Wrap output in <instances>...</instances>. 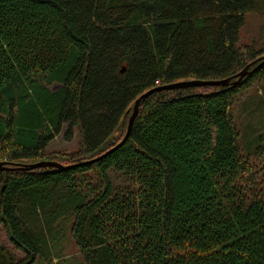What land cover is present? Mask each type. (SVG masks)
<instances>
[{
  "label": "trees",
  "instance_id": "16d2710c",
  "mask_svg": "<svg viewBox=\"0 0 264 264\" xmlns=\"http://www.w3.org/2000/svg\"><path fill=\"white\" fill-rule=\"evenodd\" d=\"M254 8L0 0V228L23 256L0 246V264H61L64 237L79 264H264V150L258 167L242 156L232 116L235 96L264 81L259 61L236 85L152 93L126 141L81 165L123 140L143 94L262 58L238 46ZM63 125L79 149L47 153ZM41 162L70 168L24 170Z\"/></svg>",
  "mask_w": 264,
  "mask_h": 264
},
{
  "label": "rangeland",
  "instance_id": "374dc122",
  "mask_svg": "<svg viewBox=\"0 0 264 264\" xmlns=\"http://www.w3.org/2000/svg\"><path fill=\"white\" fill-rule=\"evenodd\" d=\"M249 45H254L257 51L264 49V4L262 0H255L254 10L244 15V24L239 31L238 46L246 47ZM248 72H250V69ZM232 116L238 128V145L242 156L248 158L251 165L258 167L263 162L257 156L258 152L264 150V81L253 84L235 96ZM66 129V125H63L60 133L49 143L46 149L47 153H74L79 149V135L75 133L71 140H66L64 137ZM111 173L112 171L108 172L110 179ZM112 176L114 184L112 179L111 182L115 187L123 186L120 176L114 174ZM63 245H67V248L64 254L63 252L61 254L63 260L61 264H79V256L72 242L66 241L64 237L58 244V250ZM0 246H4L9 252H13L17 258H23L22 254L8 243L1 228ZM54 258L56 256L53 257V262L56 261ZM35 264H44V262H36Z\"/></svg>",
  "mask_w": 264,
  "mask_h": 264
},
{
  "label": "water",
  "instance_id": "95a60500",
  "mask_svg": "<svg viewBox=\"0 0 264 264\" xmlns=\"http://www.w3.org/2000/svg\"><path fill=\"white\" fill-rule=\"evenodd\" d=\"M260 62L257 67L261 66L264 64V57L258 59L257 61L247 65L240 73H238L237 75H235L233 78H229L227 80H220V81H210V82H182V83H177V84H173L170 86H165L159 89H154L152 91H149L145 94H143L142 96H140L135 102H134V106H133V110H132V114L128 119V124H127V129H126V134L123 138V140L114 148H112L111 150H109L108 152H106L105 154H103L101 157L91 160L89 162H85L81 165L84 164H90L93 163L95 161H97L98 159H101L103 157H105L106 155L110 154L111 152H113L115 149H117L118 147H120L128 138L133 121L137 115V111L139 108L140 103L145 100L147 97H149L152 93L157 92V91H162V90H171V89H176V88H186V87H224L227 86L231 80H234V82H232L231 84L236 85L238 84L243 78H245L247 75H250L252 72H248V70L250 69V67L255 64L256 62ZM121 73H123V70L121 71ZM1 164H0V168H1ZM45 167H52V168H56V169H68L70 167H62L61 165H58L56 163H50V162H41V163H37L31 166H26L24 168V170H34L37 168H45Z\"/></svg>",
  "mask_w": 264,
  "mask_h": 264
}]
</instances>
